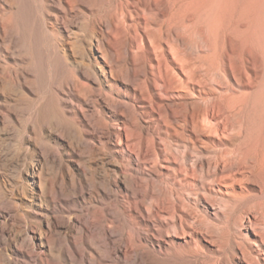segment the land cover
I'll list each match as a JSON object with an SVG mask.
<instances>
[{"label":"rangeland","instance_id":"1","mask_svg":"<svg viewBox=\"0 0 264 264\" xmlns=\"http://www.w3.org/2000/svg\"><path fill=\"white\" fill-rule=\"evenodd\" d=\"M46 12L42 0H0V264H247L243 251L264 231L247 222L264 205V179L247 175L235 198H224L211 190L214 156L190 154L195 189L182 204L192 236L171 232L174 248L160 250L146 227L155 231L157 221L125 211L126 192L142 197L134 165L132 177L113 182L110 115L119 105L89 77L77 21L54 23ZM72 73L90 85L84 102ZM128 232L141 245H129Z\"/></svg>","mask_w":264,"mask_h":264},{"label":"bare ground","instance_id":"2","mask_svg":"<svg viewBox=\"0 0 264 264\" xmlns=\"http://www.w3.org/2000/svg\"><path fill=\"white\" fill-rule=\"evenodd\" d=\"M42 1L54 23L77 21L75 37L92 57L84 65L89 77L119 105L110 115L118 155L113 182L132 177L127 166L134 165L142 197L126 192L125 211L157 221L155 231L146 227L160 250L174 248L165 240L171 232L192 236L182 204L184 191L195 189L198 165L189 163L190 154L214 156L211 190L224 198H235L247 175L264 179V0ZM72 80L84 102L90 85L79 75ZM256 215L247 218L250 228H264V205ZM127 240L141 245L131 232ZM243 256L264 264V231Z\"/></svg>","mask_w":264,"mask_h":264}]
</instances>
